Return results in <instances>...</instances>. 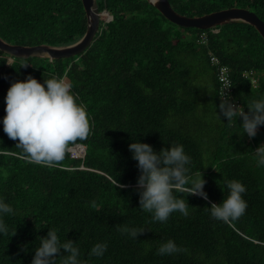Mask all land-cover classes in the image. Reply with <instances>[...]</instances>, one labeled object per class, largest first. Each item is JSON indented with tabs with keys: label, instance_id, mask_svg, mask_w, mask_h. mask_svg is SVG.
Wrapping results in <instances>:
<instances>
[{
	"label": "trees",
	"instance_id": "trees-1",
	"mask_svg": "<svg viewBox=\"0 0 264 264\" xmlns=\"http://www.w3.org/2000/svg\"><path fill=\"white\" fill-rule=\"evenodd\" d=\"M96 1L100 26L84 52L8 65V54L0 50V149L21 151L3 132L2 120L11 83L28 75L41 84L52 75L66 77L92 125L88 138L57 168L0 155V200L15 213H0L9 229L0 233V264H31L49 229L57 230L61 242H75L78 259L87 264H264V166L253 152L264 143V125L253 139L244 134L242 117L228 125L211 63L214 55L229 68L231 100L247 112L251 101L264 99L263 37L243 22L209 30L181 27L148 0ZM169 3L187 17L244 8L264 22V0ZM87 22L83 0H0V37L11 45L68 46L85 35ZM202 34L204 43L198 41ZM133 142L157 153L182 145L191 159L189 175L202 173L208 200L174 193L186 199L188 216L173 212L167 222H153L152 214L140 209L138 162L129 151ZM114 179L129 187L115 188ZM230 180L245 186L248 207L239 219L224 223L205 208L227 197ZM117 225L145 232L134 239ZM169 239L188 251L158 255ZM97 243H106V252L89 256Z\"/></svg>",
	"mask_w": 264,
	"mask_h": 264
},
{
	"label": "clouds",
	"instance_id": "clouds-1",
	"mask_svg": "<svg viewBox=\"0 0 264 264\" xmlns=\"http://www.w3.org/2000/svg\"><path fill=\"white\" fill-rule=\"evenodd\" d=\"M11 63V57L9 64ZM24 64L22 67L27 68ZM219 104L220 114L227 118L228 125L233 118L242 117L240 125L249 139L256 137L260 126L264 125V99L253 100L245 112L243 106L238 107L227 94ZM6 115L3 117V132L12 141H17L16 148L20 153H11L0 149V155H19L28 163L38 164L48 168L62 165L72 147L78 141H84L91 134L92 125L88 118L86 107L78 103V97L71 92V84L66 77L52 75L41 84L33 76L28 75L23 81H13L5 97ZM132 159L137 161L140 175L137 179L136 191L139 195L140 209L152 214L153 222H167L173 212L188 216L189 205L186 199L177 197L174 193H187L208 200L204 192L206 181L202 173L195 177L189 175L191 159L185 154L182 145H171L158 153L146 143L133 142L129 145ZM258 166H264V143L254 151ZM191 183L190 187H187ZM115 188L126 189L129 185L113 180ZM228 195L219 204L211 203V217L224 223L239 219L246 212L247 202L242 194L245 186L237 181L226 182ZM95 206V202H93ZM0 213L15 214L13 208L0 200ZM117 231L137 239L144 234L145 229L116 226ZM9 229L0 220V233L7 235ZM72 240L61 242L56 229H49L47 236L39 238V246L31 264H87L78 259L80 252ZM66 253V255L62 254ZM107 250L106 243L95 244L89 256L102 257ZM186 248L177 247L171 239L160 244L158 255L185 253Z\"/></svg>",
	"mask_w": 264,
	"mask_h": 264
},
{
	"label": "water",
	"instance_id": "water-1",
	"mask_svg": "<svg viewBox=\"0 0 264 264\" xmlns=\"http://www.w3.org/2000/svg\"><path fill=\"white\" fill-rule=\"evenodd\" d=\"M151 5L157 8L160 13L170 22L181 27H193L200 30H207L229 23L243 22L252 25L264 39V22L254 13L241 8H232L202 17H187L176 12L168 0H148ZM88 13V29L80 41L65 47H52L48 45L38 46H12L0 38V50L14 58L29 59L33 57L49 60L68 58L84 52L95 40L100 19L96 0H83Z\"/></svg>",
	"mask_w": 264,
	"mask_h": 264
},
{
	"label": "built area",
	"instance_id": "built-area-1",
	"mask_svg": "<svg viewBox=\"0 0 264 264\" xmlns=\"http://www.w3.org/2000/svg\"><path fill=\"white\" fill-rule=\"evenodd\" d=\"M206 37H204L203 41L205 42ZM211 63L213 66L217 67L218 75H219V94L220 97L223 99L225 90L227 89V94L229 99L232 98L233 87H232V80L230 70L227 66L221 65L219 59L214 55L211 56ZM238 107H240V103L238 101H233Z\"/></svg>",
	"mask_w": 264,
	"mask_h": 264
},
{
	"label": "bare ground",
	"instance_id": "bare-ground-1",
	"mask_svg": "<svg viewBox=\"0 0 264 264\" xmlns=\"http://www.w3.org/2000/svg\"><path fill=\"white\" fill-rule=\"evenodd\" d=\"M169 1V0H168ZM96 4H97V9H98V14H99V19H100V13H99V8H98V3H97V1H96ZM172 7V6H171ZM241 9H244V8H241ZM244 10H246V11H249V12H251L250 10H248V9H244ZM251 13H254V12H251ZM255 14V13H254ZM87 20H88V13H87ZM88 24H89V21L87 22ZM99 26H100V23H99ZM186 28H193V27H186ZM87 29H88V26H87ZM98 29H99V27H98ZM211 29H213V28H211ZM207 30H209V29H207ZM98 31V30H97ZM215 32H217V30H214ZM87 32V31H86ZM86 34V33H85ZM96 34H97V32H96ZM96 36V35H95ZM206 35L205 34H202L201 36H200V38H199V40L198 41H200V42H202V43H204V41H203V39H204V37H205ZM1 38V37H0ZM2 39V38H1ZM3 41H4V39H2ZM4 42H6V41H4ZM7 43V42H6ZM77 43V42H76ZM9 44V43H8ZM75 44V43H74ZM9 45H11V44H9ZM43 45H45V44H43ZM71 45H73V44H71ZM12 46H21V45H12ZM38 46V45H37ZM48 46H50V45H48ZM69 46V45H68ZM52 47H55V46H52ZM62 47H65V46H62ZM2 51V50H1ZM4 52V51H3ZM4 53H6V52H4ZM7 54V53H6ZM8 56H9V59H10V57H11V63H10V65L11 64H13V62L15 61V59H20V58H14L13 56H10L9 54H8ZM72 57V56H71ZM9 59H8V64H9Z\"/></svg>",
	"mask_w": 264,
	"mask_h": 264
}]
</instances>
